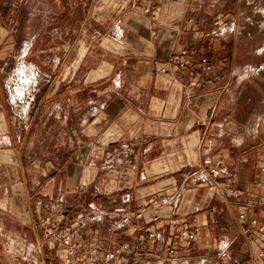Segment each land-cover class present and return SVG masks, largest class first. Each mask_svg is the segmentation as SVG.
<instances>
[{
  "label": "rangeland",
  "instance_id": "obj_1",
  "mask_svg": "<svg viewBox=\"0 0 264 264\" xmlns=\"http://www.w3.org/2000/svg\"><path fill=\"white\" fill-rule=\"evenodd\" d=\"M9 1L28 4L35 30L43 21L63 16V3L71 7L78 5L80 8L71 18L101 23L96 28L92 44L115 55H145L159 29L167 27L166 24L176 26L173 22L181 20L182 42L175 47L174 56L184 57L178 68L181 72L194 74L192 87L202 88L208 82L207 78L211 82V92L217 95L212 123L224 122L226 126L222 127V132L216 131L219 128L215 126L212 134H223L220 138L224 145L245 148L244 152L259 148L264 153V0ZM67 17L70 18L68 14ZM136 26L145 32L136 30ZM133 33L138 35V42L132 39ZM84 41L88 44L91 39ZM25 53L27 51L4 77V95L9 103L7 89L25 86L16 74L22 61L32 64ZM173 69L169 65L161 66L158 73L161 74L160 83L177 90L174 85L179 79L174 77L176 72ZM43 83L40 73L34 106L38 95L43 92ZM157 110L153 108L154 113L162 116ZM14 117L24 130L31 127V118H18L15 113ZM111 126L100 128L92 144L86 138L82 140V145L88 148L82 154V160H77L69 170L47 169L42 164L45 161L43 156L37 159L40 162L38 167L35 165L24 171L11 169L4 161L0 170V258L6 264H72L63 261L64 251L69 257L70 249L86 244L89 248L101 246L104 250L117 252L126 237L131 245V255L132 252L153 254L140 250L139 245L143 241L149 247L148 243L161 241L165 244L163 264H225L223 258L229 260V257L233 259L243 253L245 238L237 221L238 208L248 205L252 215L256 216L264 204H257V200L247 194H224L223 184H231L234 192L235 189L231 176L225 178L221 175L224 164H218L220 156L208 163L198 162L195 166L191 160L195 158L193 152L158 153L160 141L154 138L173 139L164 138V134H169L172 129L168 123L141 124L138 119L130 124L122 123L117 130L108 132ZM140 127L145 132L144 143L149 140L148 152L143 148L138 152L136 148L141 140L134 137L141 131ZM211 141L216 147L220 144L219 138H200V144ZM112 143L117 150L108 148ZM3 146L8 147V144ZM195 146L191 144L193 151ZM48 176H55L56 180L44 185ZM250 176V168L242 170L241 181L245 182ZM25 179L29 181L27 185ZM16 182L23 185L12 187ZM198 185H203L201 189L207 191L210 186L220 190L210 209H205L202 202L195 209L194 203L190 206V216L193 211L192 216L199 219L197 226L205 228L202 230L203 239L200 243L187 244L180 255L168 256L166 247L175 229L171 223H166L170 219L163 218L162 222L155 223L148 212L170 206L174 211H181L185 205L189 207L188 190ZM126 195H129V201H126ZM222 199L225 202H219ZM212 209L215 213L211 212ZM124 215L130 217V226L118 229ZM204 216L208 219L205 220ZM134 226H155L159 238L147 239L145 231L133 232ZM158 226L168 227L169 234L159 233ZM181 226L178 225V229ZM221 242L232 243L230 250L222 252L218 248ZM153 256L151 260L143 257L138 263L131 260L135 259L132 256L128 264H161L156 255ZM177 259L181 260L180 263Z\"/></svg>",
  "mask_w": 264,
  "mask_h": 264
},
{
  "label": "crops",
  "instance_id": "obj_2",
  "mask_svg": "<svg viewBox=\"0 0 264 264\" xmlns=\"http://www.w3.org/2000/svg\"><path fill=\"white\" fill-rule=\"evenodd\" d=\"M63 6V16L43 21L38 30H35L26 2L12 3L9 0H0V170L4 161L11 169L22 171L34 168L35 165L38 167L39 156L45 157L42 164L49 170H69L77 160H82V154L88 148L87 145H82L84 138L92 144L100 128L112 124L108 132H113L122 123L130 124L139 119L141 124L160 122L171 125V132L164 134V138L168 136L173 139L154 138L160 141L158 153L193 152L195 158L190 159L195 166L198 162L208 163L214 157L221 156L224 158L221 171H225V175L222 176L225 178L231 176L235 189L233 193L247 194L253 200H257V204H264V153L259 151V148L244 152L245 148L224 145L220 138L223 134H212L213 130H216L215 126L219 128L216 130L219 132L226 126L224 122L212 123L217 95L211 92L209 78L208 82L198 89L192 87L194 74L178 69L184 60V57L174 56L175 47L182 42V32L179 31L181 20L173 22L176 26L166 24L167 27L159 29L154 40L146 48L145 55L137 57L129 53L115 55L92 44L96 28L100 27L101 23H95L91 19L71 18L80 7L78 5L71 7L66 3H63ZM135 28L141 33L145 32L138 26ZM131 37L134 41H139L137 34L133 33ZM87 38L91 39L88 44L84 41ZM26 51L28 60L40 70L46 84L43 83V92L38 95L37 103L28 116L32 120L31 127L24 130L15 122L14 112L4 95L3 81L10 68ZM168 65L174 67L173 72H176L174 77L179 79L174 85L177 90L160 83L161 74L158 73V69ZM153 108H157V112L162 116L154 113ZM161 108H165L164 111ZM126 129L130 130L129 127ZM140 130L137 137H134L141 140L137 142L139 143L136 146L137 151L141 152L143 148L144 152H148L149 140L144 143L145 132L141 127ZM202 136L203 139L219 138L220 144L218 147L211 145L213 141L200 144ZM4 143L8 144V147H4ZM192 143L196 144L194 151ZM108 148L117 150L114 143ZM248 168L251 176L242 182L240 177L242 170ZM182 169L188 170L183 166ZM55 180V176L52 178L48 176L44 185H50ZM28 182L27 179L24 180L26 185ZM18 185L22 186L23 183L16 182L12 187ZM202 186L198 185L197 188L188 190L187 196L194 203L193 209L199 203H203L206 197L207 189H201ZM233 193H226L224 189V194ZM219 202L225 201L222 199ZM225 206L229 209L228 204ZM260 208L262 211L256 216L264 217V207ZM221 210L223 211V206ZM192 215L193 211L190 219L199 220ZM204 219L208 218L204 216ZM207 225L208 223H205V226ZM156 228L159 233L169 234L168 227ZM203 229L205 228L199 229L200 238L197 241L199 243L203 239ZM148 244L149 247L139 245L140 250H147L153 254L135 253V259H131V256L120 261L114 260L111 264H127L130 263L129 259L138 263L143 257L151 260L155 257L153 255L163 256L165 244L161 241ZM231 244L221 242L218 248L225 253L230 250ZM243 244L245 247L244 241ZM214 246L217 248V244ZM64 252L63 261L69 263L68 260L71 258L72 264H87L83 263L82 258H78L79 263L75 256L68 257V253ZM227 254L229 257L230 254ZM233 259L229 257V260L227 258L222 260L225 264H230ZM180 261L177 259V263ZM0 264H6L2 258Z\"/></svg>",
  "mask_w": 264,
  "mask_h": 264
},
{
  "label": "built area",
  "instance_id": "obj_3",
  "mask_svg": "<svg viewBox=\"0 0 264 264\" xmlns=\"http://www.w3.org/2000/svg\"><path fill=\"white\" fill-rule=\"evenodd\" d=\"M26 55L27 54L25 53L24 56ZM22 68H26L27 72L29 73L28 77L23 76L28 82L24 84V87L26 88V95L22 98L13 99L12 95L16 88L7 89L10 97V104L16 117L18 118L28 117L32 107L35 104V94L37 93V87L39 85L40 78V71L34 65L22 61L19 69ZM19 69L16 74L20 79L22 74H20ZM218 164H224L223 157L220 156V161H218ZM221 175H225V171H221ZM224 187L226 193H233L232 187L229 185H225ZM218 195H220V190L216 186H210L206 193L203 207L205 209H210L214 197ZM125 198L126 201L130 200L129 195H126ZM162 202H166V199H162ZM187 202L189 207L185 205L181 211L180 209L174 211V207L170 206L166 207L164 210H151L148 212L152 218L151 220L155 223H157L159 220L162 222L161 219L163 218L170 219L166 223H171L172 228L175 229V232L177 233V235L175 232L171 233L173 237L169 245L166 247V253L168 256L178 255L179 252L187 246V244L197 242L200 238V228L197 226V221L195 219H190V206L193 201L189 200ZM211 212L215 213V210L212 209ZM173 216L180 218L174 219ZM138 217H141V215H138ZM237 221L241 228V234L245 238V247L244 251H242L243 253L239 257L233 259L230 264H245L246 262L249 264H264V217L252 215L250 207L248 205H242L238 208ZM129 224L130 217L124 215L121 223L118 225V229L127 228L130 226ZM178 225H182L180 229H178ZM132 228L133 232L145 231L147 234V239L159 238V235L156 233L155 226H150L148 228L144 226H134ZM128 241L129 238L126 237V241L124 240L117 252L104 250L101 246L89 248L86 244H82L70 249L69 255L77 256V262L79 263L80 261H78V258H82L83 263L87 264H111L114 260L120 261L125 258L135 256L133 252L132 255L130 253L131 245ZM142 246L146 247V244L143 241ZM156 260H160L161 264H163L164 259L161 256L156 257ZM68 261L70 262V259Z\"/></svg>",
  "mask_w": 264,
  "mask_h": 264
},
{
  "label": "bare ground",
  "instance_id": "obj_4",
  "mask_svg": "<svg viewBox=\"0 0 264 264\" xmlns=\"http://www.w3.org/2000/svg\"><path fill=\"white\" fill-rule=\"evenodd\" d=\"M26 70V68H22V69H19V72H20V74H22V76H20V80L24 83V84H26V83H28L27 82V80L23 77V76H25V77H28V75H29V73L27 72V70ZM24 73V74H23ZM25 87H19V88H16L15 89V92L13 93V95H12V98L13 99H17V98H22V97H24L25 95H26V92H25Z\"/></svg>",
  "mask_w": 264,
  "mask_h": 264
}]
</instances>
